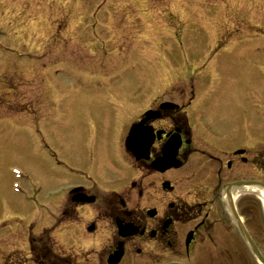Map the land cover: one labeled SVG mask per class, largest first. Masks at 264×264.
<instances>
[{"label": "flooded vegetation", "instance_id": "obj_1", "mask_svg": "<svg viewBox=\"0 0 264 264\" xmlns=\"http://www.w3.org/2000/svg\"><path fill=\"white\" fill-rule=\"evenodd\" d=\"M241 52L216 48L202 69H183L189 82L169 96L98 97L100 106H92L82 122L70 114L66 126H74L72 146L80 155L67 153L59 163L62 178L49 177L52 187L64 184L59 193L48 190L55 208L49 230L59 240L47 239L43 223L38 234L29 231L25 240L5 243L0 264H111L113 254L119 255L116 264H258L229 207L233 200L264 257L258 191L239 187H264V127L256 124L264 122V102L256 97L255 70L247 83L231 73L244 59ZM259 63L253 68L260 69ZM133 126L145 141L152 137L150 161L125 152ZM172 135L181 143V166L156 172L151 161ZM117 226L136 232L122 238Z\"/></svg>", "mask_w": 264, "mask_h": 264}, {"label": "rangeland", "instance_id": "obj_2", "mask_svg": "<svg viewBox=\"0 0 264 264\" xmlns=\"http://www.w3.org/2000/svg\"><path fill=\"white\" fill-rule=\"evenodd\" d=\"M220 37L243 49L231 73L247 83L255 70L264 102V0H0V252L51 227L47 191L64 186L49 183L62 178L52 166L80 155L70 114L82 122L98 97L177 92L184 61L203 64Z\"/></svg>", "mask_w": 264, "mask_h": 264}, {"label": "water", "instance_id": "obj_3", "mask_svg": "<svg viewBox=\"0 0 264 264\" xmlns=\"http://www.w3.org/2000/svg\"><path fill=\"white\" fill-rule=\"evenodd\" d=\"M254 249V248H253ZM254 252H255V254H257V256L259 257V259H260V256H259V254L257 253V251L256 250H254Z\"/></svg>", "mask_w": 264, "mask_h": 264}]
</instances>
